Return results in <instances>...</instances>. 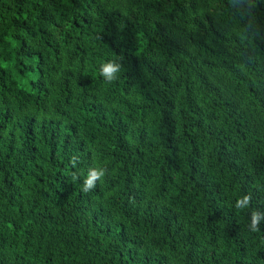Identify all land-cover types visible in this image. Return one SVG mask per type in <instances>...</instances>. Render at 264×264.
<instances>
[{
    "label": "trees",
    "instance_id": "obj_1",
    "mask_svg": "<svg viewBox=\"0 0 264 264\" xmlns=\"http://www.w3.org/2000/svg\"><path fill=\"white\" fill-rule=\"evenodd\" d=\"M253 211L264 0H0V264H264Z\"/></svg>",
    "mask_w": 264,
    "mask_h": 264
},
{
    "label": "clouds",
    "instance_id": "obj_2",
    "mask_svg": "<svg viewBox=\"0 0 264 264\" xmlns=\"http://www.w3.org/2000/svg\"><path fill=\"white\" fill-rule=\"evenodd\" d=\"M121 65L116 63L115 61H107L101 64L99 73L100 75L107 81L113 82L117 79V74L120 72ZM73 166H75V161H73ZM106 173V169L103 168H90L88 170L87 176L83 180L82 184V191L87 193L91 191L96 186V182L101 180ZM78 177L73 174V180L75 181ZM251 195L246 194L243 195L241 198L237 199L235 202V208L237 210H243L249 207L251 203ZM251 223L249 228L251 231L255 232L259 230V225L261 221H264V212L260 211H253L251 213Z\"/></svg>",
    "mask_w": 264,
    "mask_h": 264
}]
</instances>
